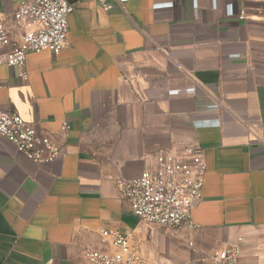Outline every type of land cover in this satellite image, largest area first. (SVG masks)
Returning a JSON list of instances; mask_svg holds the SVG:
<instances>
[{
	"label": "crops",
	"instance_id": "0c3cea01",
	"mask_svg": "<svg viewBox=\"0 0 264 264\" xmlns=\"http://www.w3.org/2000/svg\"><path fill=\"white\" fill-rule=\"evenodd\" d=\"M22 1L0 0L14 38ZM67 20L66 47L28 54L26 81L0 66V109L61 147L36 164L0 137V264H84L115 230L146 264H211L228 245L264 264V0L82 1ZM189 144L206 164L198 228L139 222L115 178Z\"/></svg>",
	"mask_w": 264,
	"mask_h": 264
},
{
	"label": "built area",
	"instance_id": "2783aa9c",
	"mask_svg": "<svg viewBox=\"0 0 264 264\" xmlns=\"http://www.w3.org/2000/svg\"><path fill=\"white\" fill-rule=\"evenodd\" d=\"M82 1L96 2L103 11L115 6L123 9L127 0H25L13 13V24L18 33L12 37L0 19V66L14 69L17 77L27 80L26 57L30 53L48 51L58 55L65 47L68 35V16L75 4ZM240 12L238 18H244ZM212 108H219L214 104ZM67 138L70 126L63 122L60 127ZM0 137L15 147L17 153L36 164L54 162L61 147L47 136L39 134L17 113L0 109ZM206 164L201 150L186 145L179 153H160L151 169L126 180L115 178L121 197L129 206L130 213L139 221L172 231L194 230L191 211L202 198ZM110 238L112 253L88 251L84 264H146L137 247L131 244V232L104 231ZM188 245L192 247V243ZM211 264H248L242 260L239 246H225L208 255Z\"/></svg>",
	"mask_w": 264,
	"mask_h": 264
}]
</instances>
